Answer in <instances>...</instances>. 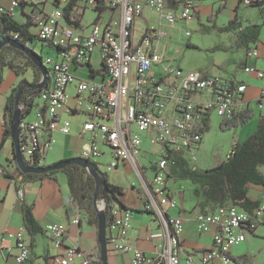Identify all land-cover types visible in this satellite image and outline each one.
Here are the masks:
<instances>
[{
	"label": "built area",
	"instance_id": "1",
	"mask_svg": "<svg viewBox=\"0 0 264 264\" xmlns=\"http://www.w3.org/2000/svg\"><path fill=\"white\" fill-rule=\"evenodd\" d=\"M70 1L52 0L51 10L31 15L36 40L27 41L24 47L37 54L38 42L42 50L47 47L54 51V57L41 58L48 75L46 85L19 99L23 162L44 164L57 135L84 141L77 158L96 168L95 160L104 156L102 148L108 150L111 161L104 174L130 165L159 221L160 231L151 237L162 240L154 256L136 248L129 237L132 212L117 200L102 197L99 211L105 214L108 206V257L121 258V264H181L184 223L180 217L168 215L169 210L177 208L174 193L167 186L169 175L176 160L196 159L211 114L223 121L241 112L246 84L234 76L184 71L166 59L165 48L161 47V23L176 24L193 18L196 6L192 0H75L68 15L73 24L67 23L64 16V7ZM255 1L241 3L248 7ZM31 3L32 0H9L7 6L0 5V16L13 17L22 4ZM144 8L158 16L157 28L146 23ZM86 11L94 12L95 18L84 23ZM105 11L109 12L106 20ZM137 22L143 26L136 28ZM94 53L98 67L91 60ZM246 56L255 59L258 50L251 49ZM243 72L264 79V71L254 66L245 65ZM33 109L34 116L29 119ZM63 115L83 116L84 120L73 132ZM142 134L147 136L149 151H142ZM142 152L149 164L140 162ZM151 154L155 162L149 161ZM146 173L152 177L146 179ZM4 175L5 168L0 165V176ZM18 197H23L22 190ZM262 216L264 192L251 212L237 205H222L213 213L198 214V232L207 233L212 227L216 230L210 247L197 260L188 255L186 264H231V249L246 240ZM71 223L78 225L79 218L74 217ZM47 230L56 251L51 264H100L99 253L64 246L66 229L61 225H49ZM13 251L14 264H26L30 246L24 230L0 231V253L10 255Z\"/></svg>",
	"mask_w": 264,
	"mask_h": 264
},
{
	"label": "crops",
	"instance_id": "2",
	"mask_svg": "<svg viewBox=\"0 0 264 264\" xmlns=\"http://www.w3.org/2000/svg\"><path fill=\"white\" fill-rule=\"evenodd\" d=\"M32 1L33 3L31 4H22L15 11L12 18L16 22L24 24L27 22L28 18H31V15L42 10L49 11L54 6L52 0ZM192 1L196 6L195 18L198 20L200 28H212L222 32L220 29L225 27L229 21L235 17L237 18V24H239L241 28L255 23L250 22L245 16V13L250 7L243 6L240 3V0ZM256 1L261 4L260 8L264 9V0ZM8 4L9 0H0V5L7 6ZM150 12L154 14L150 9L144 8L143 15L146 23V14ZM222 16H224L226 20L220 22V17ZM257 18H260L262 24L263 18L260 16L259 11ZM256 24H259V22ZM262 27H264V25ZM31 31H34L33 27H31ZM234 45L235 44H230L229 47L232 48ZM263 48L264 45L262 43V49ZM251 49L258 50V57L263 52L258 45H254ZM0 53L7 63L19 68V73H15L14 70L5 66L3 69V79L0 84V94H2L0 107V165L5 168V175L0 176V231L16 232L24 230L30 246V257L26 264H51V258L56 251L52 246L47 227L52 224H59L66 229L64 246L76 247L86 252L98 254L99 244L97 241V225L92 224L91 218L84 209L85 206H80L74 195L71 193L67 176L63 172H59L54 177L43 178L41 180H24L22 174L18 170L13 154L11 138L7 136L5 137V130L8 126V121L4 116V106L7 97L11 94L14 88L18 87L23 80H27L30 83L35 82L39 72L31 64V60L27 56L24 54L21 55L16 49L10 46L2 48ZM258 57L255 59H249L245 56L244 62L241 65L242 70L245 65L258 68ZM6 72L13 75V79L8 83H6ZM240 72L237 69H233L225 74H201L236 77L239 81L245 83L247 87L241 98V112L249 109L253 101L260 99L261 102L259 105H262L261 109H263L264 87L254 86L253 82L256 81L257 78L252 75H247L243 71ZM29 73L31 74L30 79L27 76ZM246 78L248 79L246 80ZM261 113L262 112H260V114ZM251 119L252 120L247 124L235 130L236 134L240 132V138H238L236 142L244 141L256 130L259 122L258 117L255 123H253V115ZM57 142L60 145L55 144L51 151L47 153L43 165H52L67 158L77 157L79 150L84 145L83 141L76 136L65 137L57 135L56 143ZM186 162L187 164L190 163L189 161ZM191 168L193 167L191 166ZM124 171V165H121L116 170L108 173V182L112 185L122 187L123 195L119 196L118 200L126 207V209L132 212V229L129 234L130 242L145 254L154 256L156 252L159 251V245L162 243L160 238L151 237L152 234L160 231L159 221L155 216V213L149 207V202L143 188H136L134 184H128ZM261 171L264 173V168H261ZM151 177L152 175L149 173L145 174L146 179H150ZM167 186L173 191V198L177 202V208L169 210L168 215L180 217L184 223V230L180 238V246L181 264H186V258L188 255H194L197 260L202 251L210 247L213 234L216 230L215 227H212L207 233L198 232L195 225V217L200 213H213L220 205L212 202L207 203L205 199V189L199 185L191 183L190 181H177L169 178ZM20 190L23 192L22 198L18 197V192ZM187 191L193 192V200L190 201L189 206L185 203V193ZM263 192L264 185L249 184L247 198L251 203L259 204ZM229 197H226L223 206H239L238 203L241 201L240 198ZM25 205L31 207L33 219L40 229V231L34 235H31L24 226L23 206ZM252 207L250 208V206H248L249 212L252 211ZM147 215H152L151 219H149ZM74 217L79 218V223L76 226L71 223V220ZM263 234L264 216L261 217L256 229L247 235L246 240L231 249V264H264ZM7 244L11 245L12 242H7ZM14 253L15 251L10 255H2L0 253V264H14ZM241 257L245 258L246 263L233 261V259ZM124 259H126V256L123 257V260ZM108 262L109 264H121L122 260L119 257L116 258V260L112 257H108Z\"/></svg>",
	"mask_w": 264,
	"mask_h": 264
},
{
	"label": "trees",
	"instance_id": "3",
	"mask_svg": "<svg viewBox=\"0 0 264 264\" xmlns=\"http://www.w3.org/2000/svg\"><path fill=\"white\" fill-rule=\"evenodd\" d=\"M75 0H71L67 6L64 7V16L69 24H73L69 21V10L72 5H74ZM241 3V0H240ZM242 4V3H241ZM248 7H257L260 16L263 18L262 24H251L247 25L244 28H241L237 24V18L235 17L229 23L220 29L222 32H232L236 31L239 36V42L241 46L246 48V52L250 49V45H257L259 42L261 28L264 25V9L260 8L261 4L255 1L251 6ZM32 20L28 18L27 22L20 24L16 22L12 17L7 15L0 16V41L4 38H9L17 42L18 44L24 46L27 41L36 40L35 35L32 34ZM15 35H18L17 38H14ZM190 47L189 44H187ZM18 53L23 55L19 50H16ZM33 65V63L31 62ZM5 66H8L10 69L14 70L15 73H19V68L9 64L5 61V58L0 53V84L3 79V69ZM34 66V65H33ZM35 67V66H34ZM39 75L37 76L36 81L38 80ZM22 83V82H21ZM18 85V87L21 85ZM14 88L11 94L7 97L6 103L4 106V116L8 121V126L5 130V137H10V121L13 114V101L14 95L17 91V88ZM26 92V89L23 90L22 94ZM22 97V96H21ZM252 118V113L249 109L234 115L230 119L221 121L219 128L222 131L238 128L247 124ZM209 130V126L205 132ZM15 158V157H14ZM176 166L171 170L169 178L174 180H184L190 181L195 185L205 189V199L206 202H212L217 205H224L227 196L234 198H240L241 201L238 203L243 210H248L250 208L257 207V203H251L247 198L248 185H264V173L261 171V168H264V114L259 116V122L256 130L244 141L236 142L232 148L229 155L224 161L219 163L217 166L211 169H193L187 164L184 160H176ZM28 167H42L46 166L39 163H28L24 162ZM50 166V165H47ZM101 180L105 183L107 188V197L106 199L113 198L117 200L122 208L126 207L118 200V197L123 195L122 187L112 185L108 182L107 175L98 171L95 167ZM63 172L67 176L68 185L71 193L76 198L80 206L84 205V209L87 211L89 217L91 218L92 224L97 225V215L93 207V192L95 189L94 179L86 175L85 170L79 166H67L58 171H52L47 174H22L24 180H41L43 178L54 177L57 173ZM83 198V199H82ZM102 198V195L99 194L98 200ZM148 212V211H145ZM108 206L105 208V216L108 221ZM23 222L26 230L34 235L40 231L37 223L33 219L31 214V207L23 206ZM235 262L246 263L244 257L233 259ZM101 264V263H100Z\"/></svg>",
	"mask_w": 264,
	"mask_h": 264
},
{
	"label": "rangeland",
	"instance_id": "4",
	"mask_svg": "<svg viewBox=\"0 0 264 264\" xmlns=\"http://www.w3.org/2000/svg\"><path fill=\"white\" fill-rule=\"evenodd\" d=\"M148 13L146 14L147 24L151 27L157 28L159 26L158 16L156 14ZM109 15L108 11L103 13V17L106 20ZM245 16L250 20V22H259L261 24L260 18L258 17V8L250 7L248 8ZM95 18V13L92 11H86L84 15V23L89 22L91 19ZM257 18V19H256ZM226 20L224 16L220 17V22ZM136 28H140L141 22L135 24ZM161 31L164 34L162 39L161 47L165 48V57L168 59L169 63L173 66H179L184 71H194L205 74H225L230 70L237 69L239 72L242 70V63L244 62L245 56L247 54L246 48L241 46L239 42V36L236 31L232 32H219L217 29L212 28H200L198 20L191 18L186 22H180L176 24H168L163 21L161 23ZM260 39L257 45L262 49V43L264 45V27H262L260 32ZM190 45V47L187 46ZM230 44H235L234 47H229ZM36 53L40 55L41 58L54 57V51L47 47L42 50L41 44L36 42ZM254 47L250 45L249 49ZM258 57V69L264 71V53ZM247 58V56H246ZM92 63L94 67H98L97 54L94 53L92 56ZM243 74L242 72H240ZM28 78H31L29 73ZM248 77V76H244ZM13 79V75L6 72V83ZM248 78H246L247 80ZM255 79V78H254ZM257 81V82H256ZM253 82L254 86H263L264 79H256ZM2 102V94H0V107ZM260 100H255L251 103L249 110L253 113V123L259 120V116L264 114V106L259 105ZM260 112H262L260 114ZM34 109L30 114L29 119L33 118ZM260 114V115H258ZM63 117L70 121L72 126V131L76 132L79 127V123L84 120L83 116L75 117L63 115ZM252 120V119H251ZM250 120V121H251ZM221 119L216 116V114H211V119L209 121V130L204 133L202 144H199L197 151V156L195 161H189V166L199 169H210L218 165L226 159V157L231 152L234 147L236 140L240 138V132L235 133L234 129L222 131L219 128ZM144 139L142 151H149L150 146L146 134H142ZM83 144L85 142L83 141ZM58 144V142L56 143ZM104 151V156L97 158L95 163L97 164L98 171L105 173L106 164L111 161L110 153L108 150L102 148ZM149 161L155 162L156 157L154 154L149 155ZM140 162L144 164H149L148 160L144 157V152L140 155ZM125 177L128 184H134L136 188L142 189L141 180L134 173L130 165H124ZM183 183V182H180ZM229 197V196H228ZM230 198V197H229ZM193 200V192L187 191L185 193V203L189 206L190 201ZM140 216V215H139ZM151 219L152 215H147Z\"/></svg>",
	"mask_w": 264,
	"mask_h": 264
},
{
	"label": "water",
	"instance_id": "5",
	"mask_svg": "<svg viewBox=\"0 0 264 264\" xmlns=\"http://www.w3.org/2000/svg\"><path fill=\"white\" fill-rule=\"evenodd\" d=\"M6 46H10L16 50L21 51L25 56H27L31 60L33 65L36 67L37 71L40 73L39 82L30 83L27 80H23L21 85L17 88V91L14 95L13 114L10 121V138L12 141L13 154L15 157V162L18 167V170L20 171L21 174H47L52 171L61 170L67 166L75 165L83 168L86 172H88L89 176H91L95 182V189L93 192V198H94L93 207L97 215V241L99 244L100 263L109 264L108 253L106 248V239H105L107 220L105 214L99 211V200H98L99 194L102 195L104 199H106L107 188L105 183L101 180L99 173L95 169L94 165L86 160L76 157L67 158L50 166H42V167H28L23 162L21 150H20V140H19V119H20L19 110H18L19 99L25 88L30 90H41L48 81V75L46 68L42 65L41 57L38 54L31 52L30 50L26 49L24 46L18 44L17 42L9 38H4L0 41V52L1 49Z\"/></svg>",
	"mask_w": 264,
	"mask_h": 264
},
{
	"label": "flooded vegetation",
	"instance_id": "6",
	"mask_svg": "<svg viewBox=\"0 0 264 264\" xmlns=\"http://www.w3.org/2000/svg\"><path fill=\"white\" fill-rule=\"evenodd\" d=\"M38 75H39V73H38ZM39 77H40V75H39ZM37 82H39V78H38L37 81L32 82V83H37ZM25 89H26V88H25ZM31 91H35V90L26 89V92H25V93H28V92H31Z\"/></svg>",
	"mask_w": 264,
	"mask_h": 264
},
{
	"label": "clouds",
	"instance_id": "7",
	"mask_svg": "<svg viewBox=\"0 0 264 264\" xmlns=\"http://www.w3.org/2000/svg\"><path fill=\"white\" fill-rule=\"evenodd\" d=\"M40 56V55H39ZM36 68V67H35ZM39 75H40V73H39ZM77 158V157H76Z\"/></svg>",
	"mask_w": 264,
	"mask_h": 264
}]
</instances>
